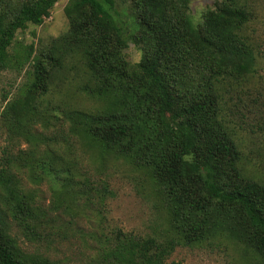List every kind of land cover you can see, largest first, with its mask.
<instances>
[{"label": "trees", "instance_id": "16d2710c", "mask_svg": "<svg viewBox=\"0 0 264 264\" xmlns=\"http://www.w3.org/2000/svg\"><path fill=\"white\" fill-rule=\"evenodd\" d=\"M125 1L130 20L117 0H68L65 32L24 56L26 95L0 111V125L28 144L0 160V264H54L23 245L56 221L27 182L47 180L50 210L68 215L84 212L91 191L101 202L110 193L106 180L93 182L81 148L92 164L113 157L135 169L162 223L113 231L92 264H178L176 247L215 238L264 264V0H215L198 21L190 0ZM57 2L0 0V72L16 32L40 25ZM71 73L93 107L45 100L65 95ZM52 118L68 125L60 139L34 131Z\"/></svg>", "mask_w": 264, "mask_h": 264}, {"label": "rangeland", "instance_id": "374dc122", "mask_svg": "<svg viewBox=\"0 0 264 264\" xmlns=\"http://www.w3.org/2000/svg\"><path fill=\"white\" fill-rule=\"evenodd\" d=\"M117 1L121 15L128 12V2ZM214 1L190 0V8L195 21H198L203 8L212 5ZM67 2L68 0H58L50 16L45 18L40 25L28 24L24 29L16 32L8 49L10 65L0 72V111L5 105L6 99H10L13 95L17 97L26 95L22 86H25L23 84L30 79L29 72H26L30 63L23 62V59L29 46H33L34 53L38 47L48 44L51 39L64 33L67 29V19L64 13V6ZM126 16L128 19L127 13ZM123 17L125 16L123 15ZM261 25L264 27V23ZM125 52L130 62H136L140 57V50L133 42L128 43ZM73 76L71 73L69 75L70 82L59 86V89L65 92L64 96L58 92H52L45 100L50 101L51 104H58L63 100V108L93 107L95 104L93 100L75 93ZM44 105H39V109L44 110ZM60 122V120L52 118L50 122L34 126V131L38 133L42 131L46 137L56 136L60 139L62 134L68 133L67 124L61 126L62 131L59 129ZM6 129V126L0 125V160L4 156V151H8V154L16 157L20 148L28 146L25 141L21 142L15 135H10ZM259 141L260 139H254L255 143H259ZM45 146L44 143L39 145L40 148ZM64 147L65 144L61 146V148ZM75 153L84 155L85 161L91 167L86 166L95 179L93 182L99 180L108 182L110 193L102 202L93 190L90 192V201H86L88 206L84 212L68 215L63 211L50 210L53 190L47 180H43L36 186L30 182L26 183L28 187L34 188L37 202L49 211L56 221L48 223L45 228H49L42 233L43 238L40 241L29 243L25 240L23 245L27 250L43 252L54 264H92V260L100 249V244H103L104 238L110 237L113 231L120 229L135 233L152 232L162 224L159 219L160 214L145 193L142 182L136 176L135 169L127 166L124 160L110 157L105 166L101 167L100 164H92L89 161L93 158L89 153L83 151V148L76 150ZM76 156L78 155L76 154ZM85 200L84 196L78 198V202L82 206H84ZM76 208L77 210L81 209L80 206H76ZM14 232H18L16 227H14ZM170 260H174L178 264H251L253 262L238 246L217 238L189 246H178L171 254Z\"/></svg>", "mask_w": 264, "mask_h": 264}]
</instances>
